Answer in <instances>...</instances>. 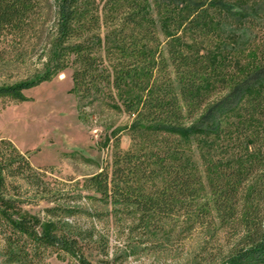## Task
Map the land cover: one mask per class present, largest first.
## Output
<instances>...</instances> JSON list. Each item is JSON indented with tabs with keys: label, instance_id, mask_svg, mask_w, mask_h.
Segmentation results:
<instances>
[{
	"label": "trees",
	"instance_id": "trees-1",
	"mask_svg": "<svg viewBox=\"0 0 264 264\" xmlns=\"http://www.w3.org/2000/svg\"><path fill=\"white\" fill-rule=\"evenodd\" d=\"M103 1L55 0L54 60L42 74L0 85V97L22 101L27 88L65 68L73 69L81 99L114 88L136 116L132 145L116 147L111 172L92 175L86 189L112 211L139 213L148 227L177 212L199 222L213 208L235 238L219 264H264V44L248 46L246 66H237L242 51L218 29L232 5L222 0ZM41 4L0 0V46L21 44ZM254 14L248 22L261 28L264 17ZM35 174L15 144L2 139L4 262L34 264L41 248H54L90 264L79 243L102 237L58 220L60 204L46 209V221L17 207L22 185L9 180L39 189ZM69 208L63 209L71 214Z\"/></svg>",
	"mask_w": 264,
	"mask_h": 264
},
{
	"label": "rangeland",
	"instance_id": "rangeland-1",
	"mask_svg": "<svg viewBox=\"0 0 264 264\" xmlns=\"http://www.w3.org/2000/svg\"><path fill=\"white\" fill-rule=\"evenodd\" d=\"M54 1L42 0L17 48L10 41L0 46V85L11 86L42 74L54 60ZM222 1L232 5L218 29L232 38L228 45L242 51L237 54L238 58L243 55L237 66L244 68L246 56L252 54L248 46L264 44V24L260 28L248 22L254 13L264 17V0ZM97 2L102 6L104 1ZM105 32L101 31L102 38ZM73 72L72 68L58 70L50 80L27 88L22 101L0 97V142L6 139L15 144L34 167L40 185L37 189L20 179L9 180L22 185L17 207L46 221V209L60 204L58 220L102 237L79 243L80 254L90 264H219L235 238L232 228L221 227L215 209L211 208L213 219L203 215L198 222L189 213L177 212L148 227L140 223L139 213L112 211L98 193L86 189L92 175L111 172L117 148L130 149L136 116L112 87L81 99L74 89ZM204 189L211 200L206 177ZM65 207H70L71 214ZM5 235L0 221V264H7L2 255ZM41 251L34 264H84L65 251Z\"/></svg>",
	"mask_w": 264,
	"mask_h": 264
}]
</instances>
